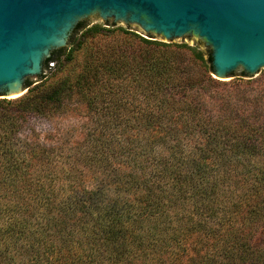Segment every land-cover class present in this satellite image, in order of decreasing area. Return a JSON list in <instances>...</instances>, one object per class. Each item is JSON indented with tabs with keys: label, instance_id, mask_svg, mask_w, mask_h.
I'll return each mask as SVG.
<instances>
[{
	"label": "trees",
	"instance_id": "obj_1",
	"mask_svg": "<svg viewBox=\"0 0 264 264\" xmlns=\"http://www.w3.org/2000/svg\"><path fill=\"white\" fill-rule=\"evenodd\" d=\"M86 25L0 97V264H264V70L219 80L201 42ZM76 101L83 135L44 142L32 119Z\"/></svg>",
	"mask_w": 264,
	"mask_h": 264
},
{
	"label": "water",
	"instance_id": "obj_2",
	"mask_svg": "<svg viewBox=\"0 0 264 264\" xmlns=\"http://www.w3.org/2000/svg\"><path fill=\"white\" fill-rule=\"evenodd\" d=\"M96 17L167 40L204 42L221 80L264 68V0H0V97L24 95L26 81H38L78 23Z\"/></svg>",
	"mask_w": 264,
	"mask_h": 264
},
{
	"label": "rangeland",
	"instance_id": "obj_3",
	"mask_svg": "<svg viewBox=\"0 0 264 264\" xmlns=\"http://www.w3.org/2000/svg\"><path fill=\"white\" fill-rule=\"evenodd\" d=\"M95 25H100L103 28V30L100 33L88 36V37H99L102 39L103 43H108L111 42L112 40H118L120 38L124 37H145L148 39L152 40H158L162 42H168V43H183L187 42L190 44H195L197 42L201 41H195V40H189V39H182V40H167L159 37L152 36L150 34H147L137 28H134L132 26H129L127 24H124L122 22H111L99 17L94 18L92 21L87 23V28L95 26ZM69 43V42H68ZM203 45L202 47L204 49L207 48L204 42H201ZM94 45V43H89L87 45H84V48L82 50H77L75 51V58L72 61H65L64 62V67L61 71H58L56 77H60L62 75H65L67 73H70L71 70L73 69H80L81 63L84 61L85 53L87 51V46L89 45ZM54 64V63H53ZM264 68L261 69V71L255 75L251 76L254 78H260L262 75ZM48 73V71H46ZM243 70H239L237 72L233 73V76L228 78L227 80L224 81H237L238 79L242 77ZM214 78H217L214 74H212ZM218 79V78H217ZM221 80V79H219ZM37 81V79H36ZM35 81V82H36ZM242 81V80H240ZM245 81V80H243ZM37 83V82H36ZM251 93H254V90H248ZM79 101H76L78 103ZM90 115L87 112L85 106L83 104H79L78 106L74 109L69 111L68 114L65 115H60L56 116L53 119H41V118H33V123L36 125L37 129L41 132V136L44 140V142L51 144L54 141L60 140L61 138H67L71 134H76L78 137H81L84 132L83 126L89 122ZM88 185L90 184V179H88ZM256 244L260 245L262 242V235L261 233H258V235L255 238Z\"/></svg>",
	"mask_w": 264,
	"mask_h": 264
}]
</instances>
